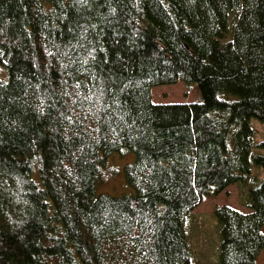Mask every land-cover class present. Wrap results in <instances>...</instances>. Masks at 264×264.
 <instances>
[{"label":"trees","instance_id":"obj_1","mask_svg":"<svg viewBox=\"0 0 264 264\" xmlns=\"http://www.w3.org/2000/svg\"><path fill=\"white\" fill-rule=\"evenodd\" d=\"M0 264H193L192 211H214L218 264L264 250V0H0ZM181 82L200 101L156 105ZM133 154L134 195L96 196Z\"/></svg>","mask_w":264,"mask_h":264},{"label":"rangeland","instance_id":"obj_2","mask_svg":"<svg viewBox=\"0 0 264 264\" xmlns=\"http://www.w3.org/2000/svg\"><path fill=\"white\" fill-rule=\"evenodd\" d=\"M0 79L5 80L6 74L0 69ZM152 102L156 105L193 104L200 101L197 87L186 89L181 82L170 86H160L152 89ZM254 131L253 141L259 145L264 141V123L252 118L249 122ZM252 156H264V147H255ZM133 154H113L104 167H100L99 179L96 182V196L107 195L121 198L134 195V190L126 185L124 167L132 163ZM252 176L260 183L263 170L252 165ZM255 185L251 182L240 188L238 185L229 186L224 192L215 197H204L192 211L187 223V236L193 256V264H218L219 229L214 217V211L221 207H228L240 213L248 214L245 207L249 189ZM264 232V228H263ZM257 264H264V250L258 255Z\"/></svg>","mask_w":264,"mask_h":264}]
</instances>
